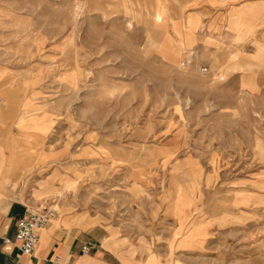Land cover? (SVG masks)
<instances>
[{
    "label": "rangeland",
    "instance_id": "1",
    "mask_svg": "<svg viewBox=\"0 0 264 264\" xmlns=\"http://www.w3.org/2000/svg\"><path fill=\"white\" fill-rule=\"evenodd\" d=\"M123 10L0 0V100L15 108L18 130L29 104L25 122L43 154L63 152L43 157V180L64 187L51 200L89 210L103 232L147 255L169 246L160 236L172 215L197 219V200L214 212L220 200L230 209L235 194L262 191L264 96L228 78L247 67L183 62L182 48L153 29L150 4ZM225 237L204 244L191 232L180 242L204 246L197 261L245 262L238 248L249 243L251 261L263 260L262 229L245 242Z\"/></svg>",
    "mask_w": 264,
    "mask_h": 264
},
{
    "label": "crops",
    "instance_id": "2",
    "mask_svg": "<svg viewBox=\"0 0 264 264\" xmlns=\"http://www.w3.org/2000/svg\"><path fill=\"white\" fill-rule=\"evenodd\" d=\"M97 1L100 0H83L87 13L97 5L110 8L113 13L118 9L122 16L124 8L130 10L150 4L154 25L157 23L153 29L167 32L172 45L182 48L183 62H195L194 57L199 56L206 64L222 62L231 64L232 69L247 67L244 72L232 71L228 78L247 79L248 92L256 95L254 89L261 87L260 94L264 96V0ZM160 23L163 27L158 26ZM4 78L0 90L6 89ZM14 109L8 105L7 98L0 100V264H229L223 260L220 263L197 261L193 256L204 246L196 248L180 240L191 232L204 239V244L209 239H224L229 234L233 239L245 242L259 235L261 229L264 235L263 175L262 191L249 189L247 194H235L230 209H225L224 200H220L222 204L214 212L208 208L202 210L197 200L196 220L181 224L171 214L168 221L171 228L160 236L170 240L169 246L145 255L142 248L128 246L124 238L117 239L115 234L103 232L89 210L77 208L73 201L59 199L56 204L51 200L64 187L58 182L51 185L43 180V157L51 161L63 159L64 154L50 152L47 158V152L43 154V140H37L40 136L33 138L30 123L25 122L30 115V105H23L24 122L19 130ZM46 207L56 208L59 214L41 230L32 255L22 254L14 243L5 241L14 239L18 220L29 210ZM87 244L93 245L89 252L84 251ZM249 246L238 249H248L251 257ZM260 250L258 254L264 255V248ZM249 256L245 262L237 258L230 264H264V257L251 261Z\"/></svg>",
    "mask_w": 264,
    "mask_h": 264
},
{
    "label": "built area",
    "instance_id": "3",
    "mask_svg": "<svg viewBox=\"0 0 264 264\" xmlns=\"http://www.w3.org/2000/svg\"><path fill=\"white\" fill-rule=\"evenodd\" d=\"M204 72L207 68L203 69ZM56 208H43L40 210H29L17 222L14 239L7 238V243H14L24 255H32L39 243L40 232L58 217ZM92 244H87L84 251L89 252Z\"/></svg>",
    "mask_w": 264,
    "mask_h": 264
},
{
    "label": "bare ground",
    "instance_id": "4",
    "mask_svg": "<svg viewBox=\"0 0 264 264\" xmlns=\"http://www.w3.org/2000/svg\"><path fill=\"white\" fill-rule=\"evenodd\" d=\"M204 69V68H203Z\"/></svg>",
    "mask_w": 264,
    "mask_h": 264
}]
</instances>
